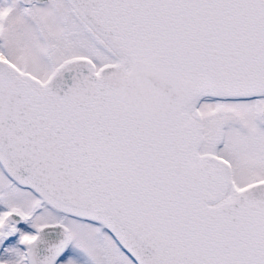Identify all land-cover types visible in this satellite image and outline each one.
Returning <instances> with one entry per match:
<instances>
[{
    "label": "snow or ice",
    "instance_id": "snow-or-ice-1",
    "mask_svg": "<svg viewBox=\"0 0 264 264\" xmlns=\"http://www.w3.org/2000/svg\"><path fill=\"white\" fill-rule=\"evenodd\" d=\"M0 264H264V0H0Z\"/></svg>",
    "mask_w": 264,
    "mask_h": 264
}]
</instances>
